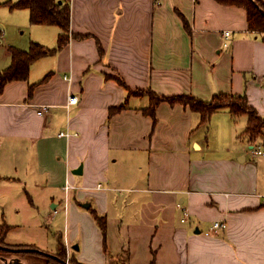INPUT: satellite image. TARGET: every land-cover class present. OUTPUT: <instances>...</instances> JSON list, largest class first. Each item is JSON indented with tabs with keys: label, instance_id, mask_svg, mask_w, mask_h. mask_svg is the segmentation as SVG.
Returning a JSON list of instances; mask_svg holds the SVG:
<instances>
[{
	"label": "crops",
	"instance_id": "obj_1",
	"mask_svg": "<svg viewBox=\"0 0 264 264\" xmlns=\"http://www.w3.org/2000/svg\"><path fill=\"white\" fill-rule=\"evenodd\" d=\"M5 1L0 69L10 46L58 45L60 26L32 23L29 9ZM70 2L82 37L0 87V190L23 185L33 204L35 188L72 184L63 205L51 197L49 215L64 227L38 245L18 241L19 223H0L15 245L0 264H264V156L252 152L264 138L246 134L247 114L220 108L204 123L190 105L163 100L154 119L149 93H130L245 94L264 117V31L249 28L246 8L218 0Z\"/></svg>",
	"mask_w": 264,
	"mask_h": 264
},
{
	"label": "trees",
	"instance_id": "obj_2",
	"mask_svg": "<svg viewBox=\"0 0 264 264\" xmlns=\"http://www.w3.org/2000/svg\"><path fill=\"white\" fill-rule=\"evenodd\" d=\"M223 4L241 6L246 8L248 13V26L251 30L264 31V3L261 0H218ZM11 9L27 8L31 13V22L38 24H52L58 25L62 28L63 32L60 33L58 45L54 48H49L39 42H31L28 50H23L15 46H10L9 51L12 55V63L5 69H0V87H3L7 82L16 79H26L29 74L31 64L39 57L48 55L62 48L71 37H82L73 33L71 29V2L70 0H7L3 2ZM185 26L188 31H191L190 25L185 21ZM100 51L103 53L101 45L99 44ZM130 93L144 94L149 93L150 105L146 108V112L154 119L156 109L159 103L163 100H168L172 103L180 102L190 105L194 110L200 112L201 120L207 123L217 109L229 108L234 115L247 114L248 126L246 134L254 142L260 138H264V117H262L258 110L249 104L248 98L245 94L238 93H218L210 101H205L196 98L192 95H178V96H164L151 92L150 90L138 89L130 91ZM124 105L114 107L113 111L123 108ZM258 145V144H257ZM98 223L103 230H106V222L103 216L94 214ZM4 232L0 233V252L8 253L9 247L6 245L5 233L10 228L7 224L0 226ZM21 247V246H19ZM8 250V251H7ZM21 251V250H20ZM24 251V250H23ZM22 251V252H23ZM38 251V250H36ZM40 253H44L39 251ZM63 256H66L65 250ZM56 260H51L48 257L47 264H55Z\"/></svg>",
	"mask_w": 264,
	"mask_h": 264
},
{
	"label": "rangeland",
	"instance_id": "obj_3",
	"mask_svg": "<svg viewBox=\"0 0 264 264\" xmlns=\"http://www.w3.org/2000/svg\"><path fill=\"white\" fill-rule=\"evenodd\" d=\"M5 9L0 8V20L6 22V16L4 14ZM8 24H3V30H5ZM14 32V30H13ZM32 190L34 188L33 185ZM50 184L45 187L40 186V190L38 188L34 189V197L33 204L29 199H27V195L24 192V187L21 185V189H18V185H13L11 191L0 190V223L7 221L10 223L11 221H15L20 224V227L17 228V235L15 236L19 242L33 243L37 242L40 245V241L47 240L51 241L53 238V228L59 226L64 227L63 223L60 222V213H56L55 217L53 215H49L50 212L53 211L51 208V197L55 195V201H62V205L64 204L65 193L63 191L56 190L54 194H49ZM52 216L53 218H49ZM49 219L53 222H50ZM64 230V229H62ZM3 233L4 231L1 230ZM66 235V232H65ZM8 246H15L14 244H10L6 242ZM23 247H35L34 245H21ZM13 247H9L12 249ZM20 249V248H19ZM18 249V250H19ZM8 251V250H7ZM10 252V251H9ZM5 252H0L3 254ZM68 257V256H67ZM66 257V260L68 259Z\"/></svg>",
	"mask_w": 264,
	"mask_h": 264
},
{
	"label": "built area",
	"instance_id": "obj_4",
	"mask_svg": "<svg viewBox=\"0 0 264 264\" xmlns=\"http://www.w3.org/2000/svg\"><path fill=\"white\" fill-rule=\"evenodd\" d=\"M223 36H224V45H228L229 44V39L230 37L232 36V32L231 30H225L223 32ZM79 102V97L78 95L76 94H71L68 96V103L69 104H76ZM47 110V106L46 105H42L40 110L38 111V113L40 114H44ZM73 133L70 132V131H61L59 133V135L61 136H70L72 135ZM252 152L255 156H264V145H255L253 146L252 148ZM100 186V185H99ZM74 186L70 183H66L65 186H64V190H65V193H66V199H68V193L69 191L73 188ZM188 216V212L187 210L185 209L184 210V216H183V220L186 219V217ZM227 227V222H224V221H215L212 225V228L214 229H219V228H226ZM69 263V260L67 259V264Z\"/></svg>",
	"mask_w": 264,
	"mask_h": 264
},
{
	"label": "water",
	"instance_id": "obj_5",
	"mask_svg": "<svg viewBox=\"0 0 264 264\" xmlns=\"http://www.w3.org/2000/svg\"><path fill=\"white\" fill-rule=\"evenodd\" d=\"M89 204H87L86 206H88Z\"/></svg>",
	"mask_w": 264,
	"mask_h": 264
}]
</instances>
